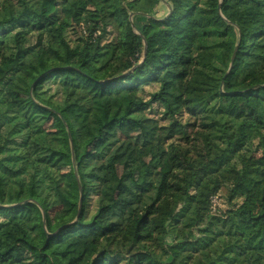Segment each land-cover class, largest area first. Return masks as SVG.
Listing matches in <instances>:
<instances>
[{
    "label": "trees",
    "instance_id": "1",
    "mask_svg": "<svg viewBox=\"0 0 264 264\" xmlns=\"http://www.w3.org/2000/svg\"><path fill=\"white\" fill-rule=\"evenodd\" d=\"M159 1L0 0V264H264V0ZM203 181L239 202L201 227Z\"/></svg>",
    "mask_w": 264,
    "mask_h": 264
},
{
    "label": "rangeland",
    "instance_id": "2",
    "mask_svg": "<svg viewBox=\"0 0 264 264\" xmlns=\"http://www.w3.org/2000/svg\"><path fill=\"white\" fill-rule=\"evenodd\" d=\"M171 4L170 0H160L159 3L155 6L153 13L149 15V17H152L157 20H161L166 18L171 13ZM160 9L162 11L158 12ZM199 10H202V7L199 8ZM135 16V13H131L129 16V20L132 21V25L134 26L137 33H139V29L136 27L133 18ZM109 37L108 39H110ZM30 41H33V39H29ZM7 88L3 89V92L6 91ZM154 90V87L152 86H145L144 87V97L148 99V95L150 92ZM8 96H12L13 94L10 92L7 94ZM15 97V96H14ZM151 115L157 116L160 115L161 110L157 105L153 106V110L149 112ZM159 117V116H158ZM187 117V116H184ZM48 130L52 132L51 134H54L56 132V126L54 124H51L48 127ZM200 131H203L201 128H199ZM138 133V130L136 127H134L132 124H128L123 127H114L108 136L107 143H114L116 147V161H117V167L119 173H121L122 168L124 164L130 163L132 168L136 171V177L140 181L143 175V172L146 168V165L149 161V153L146 149H141L136 147L133 144V138ZM17 144H24V141L18 140L16 142ZM104 144H97V146L94 147V149L99 150ZM57 167L63 170L68 169L67 161L60 162ZM172 168V163L169 160V157H166L160 166L161 171H169ZM228 186L223 185L219 191L216 193H213L211 190L210 182L209 181H203L198 188L195 190V193L203 194L204 198L207 197V200L203 197L199 198V203L196 204V216L199 220L200 226H203V222L206 218H210L212 216H224V213L227 212L230 208H232L234 203H238L239 201L233 200L230 201L228 199ZM132 194L127 191L125 188H121L118 193V201L121 206H126L127 202L132 199ZM203 198V199H202ZM66 208H58L55 211L52 212V217L54 220H57L59 217H64L66 215ZM190 231V228H187V231ZM167 244L172 243V238H170L168 235L165 239ZM258 239H253L251 241V244L257 243ZM179 254V253H178ZM185 255L181 254L180 258ZM168 261H170V258H166Z\"/></svg>",
    "mask_w": 264,
    "mask_h": 264
},
{
    "label": "water",
    "instance_id": "3",
    "mask_svg": "<svg viewBox=\"0 0 264 264\" xmlns=\"http://www.w3.org/2000/svg\"><path fill=\"white\" fill-rule=\"evenodd\" d=\"M233 61H234V59L232 58V60H231V65L233 64Z\"/></svg>",
    "mask_w": 264,
    "mask_h": 264
},
{
    "label": "crops",
    "instance_id": "4",
    "mask_svg": "<svg viewBox=\"0 0 264 264\" xmlns=\"http://www.w3.org/2000/svg\"><path fill=\"white\" fill-rule=\"evenodd\" d=\"M162 11V9H160L158 12Z\"/></svg>",
    "mask_w": 264,
    "mask_h": 264
}]
</instances>
